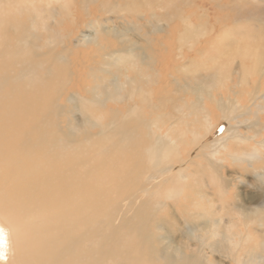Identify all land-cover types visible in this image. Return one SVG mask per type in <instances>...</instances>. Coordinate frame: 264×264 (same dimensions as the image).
<instances>
[{"label": "bare ground", "instance_id": "1", "mask_svg": "<svg viewBox=\"0 0 264 264\" xmlns=\"http://www.w3.org/2000/svg\"><path fill=\"white\" fill-rule=\"evenodd\" d=\"M95 1L109 6L110 13L124 11L113 0ZM36 2L0 0L2 28L24 15L42 19L44 13L60 11L38 9ZM90 10L85 17H95ZM67 17L74 30L91 24L81 26L77 15ZM13 29L17 35L11 38L0 34V230L5 240L0 264H264L262 31L227 28L216 37L205 34L209 40L202 44L197 37L192 46L200 44L201 50L181 52L160 69L156 63L141 82L137 71L131 76L122 71L137 66L128 55L139 58L135 46L122 43L119 35V50L106 51L96 36L89 38L86 43L102 53L85 55L74 80L69 70L57 75L63 63H51L54 55L41 53L44 46L30 39L21 20ZM48 39L45 46L53 48L66 36L56 33ZM217 41L222 45L213 50L215 71L198 75L196 59L187 57H205ZM225 58L239 61L221 72L219 62ZM86 69L93 72L94 87L83 84ZM254 73L260 80L246 92ZM184 78L194 81L178 85ZM223 79L232 84L225 92L218 90ZM68 83L77 85L81 107V126L70 130L53 120L65 112L56 103L62 100L59 88ZM188 87L202 102L184 99L182 122L191 129H183L177 141L170 123L172 103H166L172 89L188 92ZM96 105L99 110L92 112ZM248 115L254 117L247 126L251 135L239 129L241 117ZM221 118L228 129L209 142ZM236 166L240 175H227ZM240 185L247 189L241 191Z\"/></svg>", "mask_w": 264, "mask_h": 264}, {"label": "rangeland", "instance_id": "2", "mask_svg": "<svg viewBox=\"0 0 264 264\" xmlns=\"http://www.w3.org/2000/svg\"><path fill=\"white\" fill-rule=\"evenodd\" d=\"M47 1L48 0H42V2H40V0H37L35 5L38 9L54 7L55 10L59 8L60 11L44 13L42 19L35 18V15H31V14L24 15L23 17L14 18L7 22V24L10 27L7 30H4L2 28L4 23L0 24V34L6 32V36L9 38L16 36L17 31L13 29V24L21 20L24 26H26L29 29L28 36L30 37V39L37 40L40 42L41 46H44L41 53L47 55L53 54L54 55L53 61L51 63L55 62L56 60L63 63L64 69L56 68L57 75L64 74L69 70L67 76L69 74L74 73L73 74L74 80H78V75H77L78 73L76 72L79 69L80 63L86 58L85 55H88L87 57H89L90 55H92L93 51L94 53L97 52H99V54L102 53L97 49V45H91L92 43H86V41L89 38L92 37L95 38V36L98 40L97 42L99 46L101 45L104 46L106 48V51L112 49L119 50L120 48H122V45L119 43L117 38H115V36L118 35L122 38V39L118 38L120 41L123 40L122 43L124 42V43H128L130 46H135L134 50L137 51L139 60L137 58L134 59L129 55H128V59L130 60V62L136 61L137 66L134 67V69L128 70L129 66L127 65L122 71L127 70L128 76H131V74L132 75L135 74L137 71L135 76L138 75V77L141 79V82H143L144 76L147 74V72H149L148 68L152 69L153 67L156 66V63H157V67L159 65L157 69H160L161 64L167 66V62L169 61L173 62V60L171 59L175 58L176 55L179 56V53L181 52H186L187 54L189 53L190 49L201 50L200 44L198 46L200 48H198L197 46H192L194 40L197 37H198L197 42L198 43L200 42L202 44L203 42L205 43L209 40V39L206 40V37L204 36L205 34L211 33L212 37L213 36L216 37L217 34L221 33V31H224L227 28L234 30L235 33L239 32L241 28V29H249V31H253L255 33H261L262 31L264 34V24H263L264 0H113V3L118 2L117 3L118 5L123 6L122 10H124L122 12L120 10H117L115 13H110L109 6L105 7L99 5V2L95 0H86L85 3L83 2V0H75V2L68 1L69 4H67L68 3L66 2L67 0H62L54 5H48L49 3ZM65 2L66 4H64ZM66 7H70V9L68 11L63 10L64 8L66 9ZM90 8H91L90 11L94 12V15L92 16L95 17L93 18L84 16V13H86V11L88 13ZM134 8H136L135 11ZM256 13L257 15H259L258 17L256 16ZM69 15H74L75 17L77 15L79 18H81L79 24L81 26L84 25V21L88 24L91 22V24L83 26L80 29L74 30L71 23L72 18L69 19L67 17ZM13 16H17V15H13ZM143 16H145V18ZM91 19L96 20L97 22L95 21L92 22ZM44 26H48L50 30L49 31H46V29L44 30ZM105 26L107 28L109 27V31L107 32L103 31V27ZM160 28L162 29L161 31ZM56 33H61L62 36H66V40L64 41L63 44H58L53 48H47L45 46V43L49 40L48 36L53 37L54 34ZM154 38H156V40H154L155 42L151 41L150 43L152 42L154 43L152 45H148L149 42L146 41L153 40ZM159 38L162 41L159 40ZM181 41L187 44L181 45L182 44ZM211 41L214 42V40ZM261 41L262 44L264 45V38H262ZM221 42L217 41L215 45H213L214 43H212L211 46L213 47L212 49L206 51L207 54H204L205 57L203 56L200 57L199 55H197L196 57L195 53H193L194 54L193 57L195 58H192V56L187 57L194 60L196 59L194 61L195 63L194 71L198 73V75L203 76L204 74L207 73L209 74L211 69H212L211 72L215 71V68H213V66L215 65L214 60L216 61V53L213 50L215 47L222 45ZM235 44H237V41L233 43V45ZM104 47H103L104 49L103 51H105ZM257 47H259V49H261L260 47H263L259 44L258 39L256 40V48ZM166 49L169 52H167ZM202 49L204 48L202 47ZM19 51H22V46L20 47ZM162 51L165 52L163 53ZM173 54L175 56H173ZM212 54L215 55L213 61L212 59H210ZM233 57L237 58L238 55L236 54ZM238 61L239 59H232V58L221 59V61L219 62V64L222 67L221 72L229 71L233 67L235 68L233 62L236 63ZM100 62H106V60L102 58ZM175 64L172 63V68H174ZM219 64L217 65L218 70H219ZM134 70L135 73H133ZM91 72H92L91 70L86 69L85 76L83 78V84L91 85L92 87H94L96 85V81L94 80L93 72L92 73ZM121 73L124 75L123 72ZM164 75H166V73ZM63 76H60V78L62 79ZM99 76L101 75L99 74ZM252 77H250L251 86L249 88H246V92L253 89L254 87V84L252 83L253 81L260 80V77L255 73L252 75ZM191 81L194 80H189L184 78V81H180L182 83L178 85H181L183 87V83L185 82L190 83ZM229 82L231 81L229 80L226 81L223 79L222 83H220L221 85L218 90H222L225 92L226 89L225 87H228V85H232ZM172 84H174L173 86L176 85L175 82ZM195 84L196 82L192 83V86H194ZM66 85L67 84H64L63 87L59 88V93L57 97H60L62 100L56 103V106L66 107L65 112H63L61 118H57V116H55L53 120H56L58 122H60L61 120L62 125H64L68 130H70L72 125H75L76 127L81 126V107L79 103L80 92L76 84L74 85L73 83H71V85H69L68 83V86ZM73 86L74 87L76 86V89L74 91L69 92L68 90L71 89V87ZM188 88H189L188 92H184V91L180 92V91H176L175 89H172L171 102L166 103L170 105L172 103L171 107H173V111L171 113L170 123L174 125L168 123L167 126L171 125L174 128L172 130L174 132H172L173 134L172 133L171 134L173 138L176 137L175 140L178 139L177 141H180L179 139H181V132H183L186 128L191 129L190 125L182 122L185 121L184 119L186 118V116L184 117L182 116L185 113L181 114L182 113L181 105L183 104L184 99L189 98L194 102L195 100L200 103L202 102L196 97L194 89L191 87ZM206 95L204 96V98H207ZM173 105L176 106L174 107ZM99 108L100 107L96 105L92 109V112H94V110H99ZM148 111L151 110H146L145 112ZM159 113L162 115V111H160ZM164 113L166 112L164 111ZM146 114H150V112ZM178 116L180 117L178 118ZM248 116H246L245 118L241 117L240 122H242L243 120L244 122L242 123V125L241 124L239 125L241 126L239 129L241 132H243V134L249 133V135H251L250 133L253 132L249 131V129H247V126L251 124L249 118L254 120L253 119L254 117L253 116L248 117ZM247 118L249 120V123L244 124ZM190 120L191 118H189L187 122L190 123ZM219 120L216 119V121L214 122L216 126L213 130L211 137L209 138V142H213L216 139H218L226 132V129H228L227 121L222 118ZM67 123H71V125L68 127ZM178 136H180V138H178ZM241 147L244 148L245 145L244 146L241 145L240 148ZM240 148L238 149V151L241 152ZM249 149H251V147ZM233 169L235 170V172L233 173L228 172L227 175L229 173H230L229 175L232 174L235 176L240 175L239 172H237L238 170L237 166L232 168L231 171H234ZM246 179L250 181V177H246ZM245 189H247L245 185H240L241 191Z\"/></svg>", "mask_w": 264, "mask_h": 264}, {"label": "snow or ice", "instance_id": "3", "mask_svg": "<svg viewBox=\"0 0 264 264\" xmlns=\"http://www.w3.org/2000/svg\"><path fill=\"white\" fill-rule=\"evenodd\" d=\"M4 243H5V240H4L3 231L0 230V247H2ZM0 258H3V253L2 252H0Z\"/></svg>", "mask_w": 264, "mask_h": 264}]
</instances>
